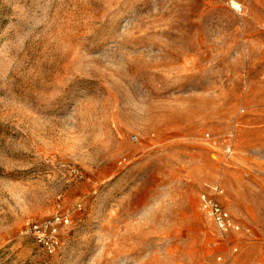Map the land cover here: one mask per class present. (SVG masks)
Instances as JSON below:
<instances>
[{"label": "rangeland", "instance_id": "1", "mask_svg": "<svg viewBox=\"0 0 264 264\" xmlns=\"http://www.w3.org/2000/svg\"><path fill=\"white\" fill-rule=\"evenodd\" d=\"M256 149L264 0H0V264H260ZM218 182L250 237L199 211ZM56 213L48 256L23 228Z\"/></svg>", "mask_w": 264, "mask_h": 264}, {"label": "built area", "instance_id": "2", "mask_svg": "<svg viewBox=\"0 0 264 264\" xmlns=\"http://www.w3.org/2000/svg\"><path fill=\"white\" fill-rule=\"evenodd\" d=\"M134 141L136 138H132ZM202 140L210 147H223V158L230 160L233 155L234 132L230 131L225 136H214L204 133ZM251 153L257 157L254 158L260 163V166L252 165V172H259V167L264 169V149L252 150ZM248 173H245L247 175ZM225 195L224 188L218 182L208 191H201L198 194V207L201 214L208 220L221 238L230 234L250 237L253 232L250 226L243 225L226 206L222 203V197ZM79 209V206L77 207ZM71 220L68 214H53L41 221H26L24 223V234L29 235L35 244L48 256L57 255L63 246V232L69 226ZM238 252L237 246L229 248V256ZM221 260V257H218ZM264 264V262L260 263Z\"/></svg>", "mask_w": 264, "mask_h": 264}, {"label": "bare ground", "instance_id": "3", "mask_svg": "<svg viewBox=\"0 0 264 264\" xmlns=\"http://www.w3.org/2000/svg\"><path fill=\"white\" fill-rule=\"evenodd\" d=\"M231 4H232V6H231L232 8L238 7V5L235 2H232Z\"/></svg>", "mask_w": 264, "mask_h": 264}]
</instances>
